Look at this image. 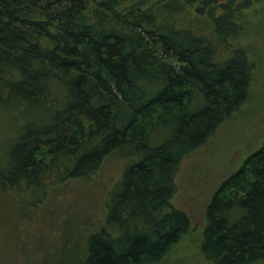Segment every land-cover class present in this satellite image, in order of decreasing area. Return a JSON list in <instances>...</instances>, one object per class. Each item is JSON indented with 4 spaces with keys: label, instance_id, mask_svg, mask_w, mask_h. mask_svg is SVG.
I'll list each match as a JSON object with an SVG mask.
<instances>
[{
    "label": "trees",
    "instance_id": "16d2710c",
    "mask_svg": "<svg viewBox=\"0 0 264 264\" xmlns=\"http://www.w3.org/2000/svg\"><path fill=\"white\" fill-rule=\"evenodd\" d=\"M261 14L264 0H0V191L35 198L33 210L121 163L56 264H153L188 232L176 174L251 96ZM203 221L204 262H264V135ZM40 243L32 264L51 262Z\"/></svg>",
    "mask_w": 264,
    "mask_h": 264
},
{
    "label": "rangeland",
    "instance_id": "374dc122",
    "mask_svg": "<svg viewBox=\"0 0 264 264\" xmlns=\"http://www.w3.org/2000/svg\"><path fill=\"white\" fill-rule=\"evenodd\" d=\"M263 16L264 14H261L258 17L262 23ZM246 41L248 45L255 43L251 38ZM255 47L261 52V44L257 43ZM263 71L261 66L257 69L253 78L252 94L246 104L224 122L204 146L180 164L175 177L176 189L171 205L186 214L189 230L160 261L153 264H207L197 251L205 206L220 182L235 171L242 160L260 145L264 135ZM120 169L121 163L111 158L104 162L89 184L68 183L64 196L61 195L63 192H59L55 201L44 200L33 210L28 205L35 198H13L11 195L7 197L8 195L0 191V264H32L34 253L42 247L40 242L45 243L47 247L49 244L54 246L50 252L51 262H46L47 257L41 254L38 256V264H56L68 252L67 249L61 250V243L71 229L75 230V219L87 221L86 227L89 228L94 224L95 218L102 212L101 204L105 193L115 181ZM48 199L51 200L52 196L49 195ZM78 199L80 202H86L84 206H79ZM53 211L61 216V221L55 218ZM44 218L45 226L41 227L39 224ZM55 228L61 230L57 240ZM70 250H74L73 247H70Z\"/></svg>",
    "mask_w": 264,
    "mask_h": 264
}]
</instances>
